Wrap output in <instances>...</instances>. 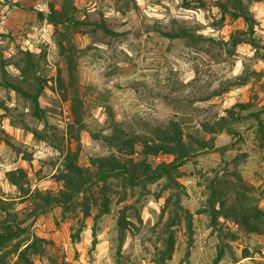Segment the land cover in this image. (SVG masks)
I'll use <instances>...</instances> for the list:
<instances>
[{
	"label": "rangeland",
	"instance_id": "1",
	"mask_svg": "<svg viewBox=\"0 0 264 264\" xmlns=\"http://www.w3.org/2000/svg\"><path fill=\"white\" fill-rule=\"evenodd\" d=\"M187 1L73 0L77 22L55 27L47 14L61 0H0V232L22 229L0 244L3 264H214L219 249L216 264H264V0H241L251 26L222 16L226 0ZM179 30L186 36H171ZM39 78L42 117L5 84L34 92ZM238 103L248 106L221 129ZM171 122L195 148L171 174L93 178L66 207L28 217L38 193L63 189L68 151L90 173L107 156L135 175L171 162L120 144ZM212 136L211 148H197L194 139ZM17 169L21 187L8 180ZM238 206L261 232L244 226Z\"/></svg>",
	"mask_w": 264,
	"mask_h": 264
},
{
	"label": "trees",
	"instance_id": "2",
	"mask_svg": "<svg viewBox=\"0 0 264 264\" xmlns=\"http://www.w3.org/2000/svg\"><path fill=\"white\" fill-rule=\"evenodd\" d=\"M201 1V0H198ZM189 1L182 0V3L187 5ZM218 7L220 8V12L222 16L225 14H229L231 17H242L246 23L250 26L252 25V19L247 16V14L243 11L242 8V1L241 0H226L225 2H219ZM75 10L76 8L73 5V0H61L60 5L58 8H55L54 4L51 3L49 5V13L47 14V18L50 23H52L55 27L61 26L64 24L65 21H75ZM40 16H43L40 13ZM171 36H186V32L179 30L178 33H174ZM7 87L11 88L12 90L16 91L24 98H26L32 105V109L34 114L42 117L43 110L40 106L39 97L44 89L45 80L38 79L36 88L34 92H30L26 90L21 84L19 83H5ZM247 104L238 103L234 105V107H238L239 110L235 113L233 108L227 110L228 116L221 117V129H225L229 124L236 122L240 118V111L242 109L247 108ZM74 105L72 106V108ZM74 114H76L75 109H73ZM77 116V114H76ZM259 133L260 136L264 138V124L260 120L259 117ZM77 120V118H76ZM214 134L217 131H213ZM155 138H151L150 140L144 139H137L131 138L129 140H122L120 144L123 146H130L131 148L134 146L135 143L142 144V148L145 153L147 154H155L158 152H164L168 154H173L174 158L169 163H160L156 166L154 170H151L148 166L145 165L143 171L139 175H135L133 172L129 170L127 165L118 162L113 156L102 157L96 160L98 169L94 173H90L88 169H85L78 165L75 152L68 151L64 156V171H62L59 175L56 176L57 180L63 182V189L59 191L57 195H49V194H39L37 195L38 200L40 201L38 204V209L33 211L28 217H31L40 211L44 210L45 208L51 205H59L61 207H66L72 200L79 195L80 193L85 192L88 189L89 184L92 182V179H99L105 181L109 176H117V175H127L131 179H137L140 176H149V175H158V174H171V172L177 168V166L181 163V161L186 157L193 156L194 149L186 144L183 140V133L179 125L175 122L169 123V125L165 128L156 129L154 132ZM190 139L192 136L188 135ZM42 138V137H40ZM121 140V139H116ZM195 144L197 145L198 149H205L211 148L213 146L214 136L210 137L208 140L203 139H194ZM25 178V173L21 169L12 170L8 172V180L19 187H21L22 182ZM215 194V191H212L211 197ZM210 197V198H211ZM223 204V203H222ZM232 211L237 215H240L241 222L244 226L251 232H261L260 225L257 221H248L244 215H242L241 208L231 207ZM109 211V205L107 198H104L101 203V209L99 214L107 213ZM88 210H86V214H88ZM220 212L219 210L212 209V221L215 225V215L216 213ZM97 214L96 216H99ZM190 214L186 213V223L189 230H191V218ZM128 223L125 221L124 218L119 217L117 226L120 235L125 236L126 231L128 230ZM16 230H22L19 225L17 228L14 229L13 226L7 225L6 229L0 232V244L8 239H11L15 234ZM38 240L36 237L32 239L20 252L19 255L23 256V253L32 246L35 241ZM17 248V247H16ZM171 244L167 251V255L170 254ZM223 251L219 249L216 253L214 258V264H216L220 258L222 257ZM27 264H32L31 261L26 259ZM4 254L0 255V264H3Z\"/></svg>",
	"mask_w": 264,
	"mask_h": 264
}]
</instances>
